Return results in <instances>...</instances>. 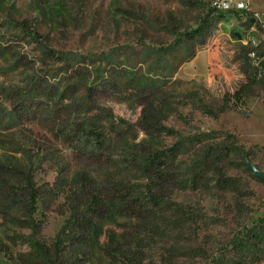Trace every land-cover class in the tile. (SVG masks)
<instances>
[{
	"label": "rangeland",
	"instance_id": "obj_1",
	"mask_svg": "<svg viewBox=\"0 0 264 264\" xmlns=\"http://www.w3.org/2000/svg\"><path fill=\"white\" fill-rule=\"evenodd\" d=\"M211 4L0 0V264H264V79L227 101L264 33Z\"/></svg>",
	"mask_w": 264,
	"mask_h": 264
},
{
	"label": "trees",
	"instance_id": "obj_2",
	"mask_svg": "<svg viewBox=\"0 0 264 264\" xmlns=\"http://www.w3.org/2000/svg\"><path fill=\"white\" fill-rule=\"evenodd\" d=\"M229 11H235L237 12H248L246 9H231ZM251 17H248L247 22L250 26H255V28L262 32L261 25L253 19L251 21ZM195 31V30H194ZM250 51L253 53V57L255 58L254 63L251 65H248L244 69V73L247 77V82L245 85L239 86L237 89H235L232 93L227 94V101L232 100L233 103H235L238 106H242L244 104L243 98L248 93V87L251 85H254L258 83L260 80L264 79V34L263 37L259 40L257 46L252 47ZM226 99V96L225 98ZM226 101V100H225ZM171 153V151H162V152H154L153 155H151L147 159V167L150 171V175L154 176L155 180H160L163 178L162 170L164 166V162L162 163H155L157 162L158 158L163 156H168L166 154ZM244 154H247L246 151H244ZM202 160L200 161L202 164H206L207 157L202 156ZM147 188L149 191L152 190V188L156 187L155 183L153 181H149L147 183ZM32 190H34L33 187H31ZM31 201H34L36 199V194H31ZM150 198H154L153 195L150 196ZM103 199H98L97 197H93L91 199V203L87 205V209H90L91 206H93V209H95L96 216H98V212L100 210V207L103 205ZM128 203L127 201L122 205L121 208H117V215H121L122 213H127L129 215H133L131 207L129 205H125ZM71 219L72 222H75L76 226L81 227V218L78 217L76 210L72 211ZM122 212V213H121ZM259 221L261 225L264 226V213L259 217ZM85 224L91 225L92 222L88 219L85 221ZM246 235L248 238V243L245 244L244 238L242 236L239 237V239L236 241V245L239 247L241 246L242 250L250 249L253 250L254 247H258L259 250H262L264 248V235L261 232L255 231L251 232L248 235V231L243 234ZM24 238V237H22ZM243 238V239H242ZM254 240V241H250ZM29 245V254L27 257V263L26 264H55V261L59 259L62 255V248L60 247L61 241L57 237H55V240L50 244H44L39 242L35 238H31L27 241Z\"/></svg>",
	"mask_w": 264,
	"mask_h": 264
},
{
	"label": "built area",
	"instance_id": "obj_3",
	"mask_svg": "<svg viewBox=\"0 0 264 264\" xmlns=\"http://www.w3.org/2000/svg\"><path fill=\"white\" fill-rule=\"evenodd\" d=\"M212 8L220 11L247 9L245 0H212Z\"/></svg>",
	"mask_w": 264,
	"mask_h": 264
},
{
	"label": "crops",
	"instance_id": "obj_4",
	"mask_svg": "<svg viewBox=\"0 0 264 264\" xmlns=\"http://www.w3.org/2000/svg\"><path fill=\"white\" fill-rule=\"evenodd\" d=\"M247 4V10L251 11L255 15V19L262 27V31L264 33V14L262 11L264 7H259L253 0H245Z\"/></svg>",
	"mask_w": 264,
	"mask_h": 264
},
{
	"label": "water",
	"instance_id": "obj_5",
	"mask_svg": "<svg viewBox=\"0 0 264 264\" xmlns=\"http://www.w3.org/2000/svg\"><path fill=\"white\" fill-rule=\"evenodd\" d=\"M251 21H253V18L251 19ZM236 36H238V35H236ZM246 163H247V165L250 167V169L252 170V172H253L256 176H258V177H260V178L264 177V172H262V171H260L259 169H257V167H256L253 163H251V162H249V161H247Z\"/></svg>",
	"mask_w": 264,
	"mask_h": 264
}]
</instances>
